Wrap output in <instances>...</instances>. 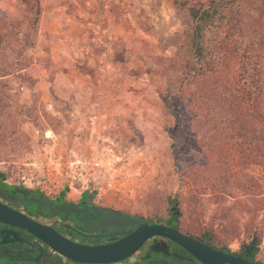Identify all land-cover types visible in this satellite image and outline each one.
Instances as JSON below:
<instances>
[{
	"label": "rangeland",
	"instance_id": "1",
	"mask_svg": "<svg viewBox=\"0 0 264 264\" xmlns=\"http://www.w3.org/2000/svg\"><path fill=\"white\" fill-rule=\"evenodd\" d=\"M38 1L29 32L31 0H0L9 33L0 46V75L8 74L0 78V176L48 197L93 194L145 220L175 210L183 230L233 250L260 234L264 258V216L246 230V216L213 195L214 176L200 180L199 124L172 136L167 103L175 101L165 91L188 57L186 12L175 0ZM179 102L188 106L187 94ZM183 172L192 187L180 182Z\"/></svg>",
	"mask_w": 264,
	"mask_h": 264
},
{
	"label": "trees",
	"instance_id": "2",
	"mask_svg": "<svg viewBox=\"0 0 264 264\" xmlns=\"http://www.w3.org/2000/svg\"><path fill=\"white\" fill-rule=\"evenodd\" d=\"M174 4L186 12L190 29L184 48L188 57L174 69L165 91L175 101L167 103L173 112L172 136L178 138L189 123L199 124L200 180L208 184L214 176L213 195L246 216L243 226L252 231L264 216V0H175ZM31 11L29 32L38 22V0H31ZM11 24L13 29L21 27ZM8 35L0 25V46ZM185 94L189 105L184 108L178 101ZM2 131L4 142L7 133ZM187 174H180V182L190 188ZM230 210H222L219 220ZM168 218L178 219V214L171 211ZM167 219L149 221L164 225ZM253 241L257 246L260 234Z\"/></svg>",
	"mask_w": 264,
	"mask_h": 264
},
{
	"label": "flooded vegetation",
	"instance_id": "3",
	"mask_svg": "<svg viewBox=\"0 0 264 264\" xmlns=\"http://www.w3.org/2000/svg\"><path fill=\"white\" fill-rule=\"evenodd\" d=\"M0 205L21 214L34 223L52 229L66 240L86 246L115 242L123 237L121 233H129L134 229V227H128L113 230L108 224L103 225L102 219L108 210L127 214L100 205L95 201L93 194H84L77 200H69L63 193L56 197H48L36 190L27 189L23 185L8 183L3 176H0ZM130 217L147 224H156L139 217ZM164 225L178 230L184 236L217 252L233 256L248 264H264V258L258 257L259 250L253 245L254 241L233 250L229 246L217 244L214 238L205 232L191 234L183 230L177 218H170ZM99 226L102 227L97 228ZM0 264L82 263H76L61 256L36 236L0 221ZM109 264L205 263L166 238L152 237L129 258Z\"/></svg>",
	"mask_w": 264,
	"mask_h": 264
},
{
	"label": "water",
	"instance_id": "4",
	"mask_svg": "<svg viewBox=\"0 0 264 264\" xmlns=\"http://www.w3.org/2000/svg\"><path fill=\"white\" fill-rule=\"evenodd\" d=\"M0 221L36 236L61 256L76 263L109 264L119 262L132 256L148 239L163 237L183 247L205 264H222L223 262L248 264L188 238L172 227L163 224H147V222H140L116 211H106L102 219L103 225L108 224L113 230H122L128 227H134V229L129 233H121L123 237L115 242L97 246H86L66 240L52 229L34 223L1 205Z\"/></svg>",
	"mask_w": 264,
	"mask_h": 264
}]
</instances>
